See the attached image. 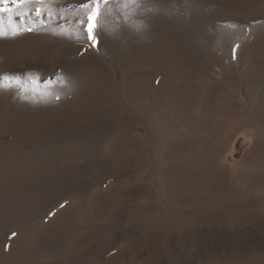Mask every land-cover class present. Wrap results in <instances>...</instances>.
<instances>
[{"label":"rangeland","instance_id":"374dc122","mask_svg":"<svg viewBox=\"0 0 264 264\" xmlns=\"http://www.w3.org/2000/svg\"><path fill=\"white\" fill-rule=\"evenodd\" d=\"M254 131L264 0H0V264H264Z\"/></svg>","mask_w":264,"mask_h":264},{"label":"bare ground","instance_id":"6f19581e","mask_svg":"<svg viewBox=\"0 0 264 264\" xmlns=\"http://www.w3.org/2000/svg\"><path fill=\"white\" fill-rule=\"evenodd\" d=\"M251 136H253L256 149H263L264 148V134L259 133V132L256 133L254 131V133H252ZM261 163L256 164V165L254 164L251 165V164H246L245 162H242L241 160V162L239 163L238 162L234 163L231 161V163H229V165L227 166L226 162L222 160L221 166L223 168H228V173L230 175V178H233L235 180H242L248 183L249 185H251L253 184V182H258V181L264 183V166Z\"/></svg>","mask_w":264,"mask_h":264},{"label":"snow or ice","instance_id":"6c2138e0","mask_svg":"<svg viewBox=\"0 0 264 264\" xmlns=\"http://www.w3.org/2000/svg\"><path fill=\"white\" fill-rule=\"evenodd\" d=\"M91 2H94L95 5L98 6L100 3L104 2V0H91ZM97 19H98V14L93 13L88 16L86 22L87 38L89 41H92L93 44L96 41Z\"/></svg>","mask_w":264,"mask_h":264}]
</instances>
